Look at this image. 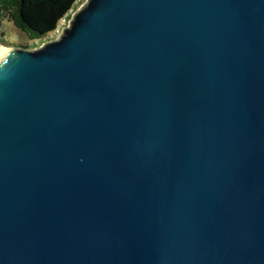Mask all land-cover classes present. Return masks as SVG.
<instances>
[{"label": "water", "instance_id": "1", "mask_svg": "<svg viewBox=\"0 0 264 264\" xmlns=\"http://www.w3.org/2000/svg\"><path fill=\"white\" fill-rule=\"evenodd\" d=\"M0 53V264H264V0H86Z\"/></svg>", "mask_w": 264, "mask_h": 264}, {"label": "trees", "instance_id": "2", "mask_svg": "<svg viewBox=\"0 0 264 264\" xmlns=\"http://www.w3.org/2000/svg\"><path fill=\"white\" fill-rule=\"evenodd\" d=\"M76 3L77 0H0V27L4 20L8 21L25 41L45 37ZM1 38L0 31L3 43Z\"/></svg>", "mask_w": 264, "mask_h": 264}, {"label": "rangeland", "instance_id": "3", "mask_svg": "<svg viewBox=\"0 0 264 264\" xmlns=\"http://www.w3.org/2000/svg\"><path fill=\"white\" fill-rule=\"evenodd\" d=\"M86 0H77V3L75 5V8L72 9L71 13L66 17L65 21L64 20H61L59 22V24L57 25V28L52 31L51 33L47 34L45 36V39H52V38H56L60 35L61 33V30L63 28V26L67 25L68 24V21L72 15V13H74ZM3 26L0 27V31L2 32V42L1 43V40H0V47L2 46H7V47H10V46H16L20 43H23V42H27V45L30 46V45H37L39 44L41 41L40 39H34V40H23V36L18 33L15 29H13L12 25L4 20L3 23H2ZM5 43V44H4Z\"/></svg>", "mask_w": 264, "mask_h": 264}, {"label": "bare ground", "instance_id": "4", "mask_svg": "<svg viewBox=\"0 0 264 264\" xmlns=\"http://www.w3.org/2000/svg\"><path fill=\"white\" fill-rule=\"evenodd\" d=\"M7 48H9V47H7V46H2V47H0V53H2L4 50H6Z\"/></svg>", "mask_w": 264, "mask_h": 264}, {"label": "built area", "instance_id": "5", "mask_svg": "<svg viewBox=\"0 0 264 264\" xmlns=\"http://www.w3.org/2000/svg\"><path fill=\"white\" fill-rule=\"evenodd\" d=\"M72 9L69 11V13L67 15H69L71 13ZM66 17L61 19V20H64L65 21Z\"/></svg>", "mask_w": 264, "mask_h": 264}]
</instances>
